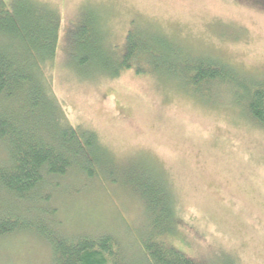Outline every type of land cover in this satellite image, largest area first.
I'll list each match as a JSON object with an SVG mask.
<instances>
[{"label": "rangeland", "instance_id": "rangeland-1", "mask_svg": "<svg viewBox=\"0 0 264 264\" xmlns=\"http://www.w3.org/2000/svg\"><path fill=\"white\" fill-rule=\"evenodd\" d=\"M34 1L61 14L53 90L67 121L95 132L117 159V170L108 169L113 178L148 167L168 183L179 217L170 241L185 255L201 264H264V127L238 105L244 90L215 89L218 102L207 103L161 71L133 67L112 79L92 66L76 69L68 40L90 14L99 16L120 51L132 28L153 31L264 80V0ZM118 181L61 180L54 205L65 229L114 233L128 250L135 248L130 235L146 216ZM0 264H52L51 253L35 235L17 233L0 239Z\"/></svg>", "mask_w": 264, "mask_h": 264}, {"label": "trees", "instance_id": "trees-1", "mask_svg": "<svg viewBox=\"0 0 264 264\" xmlns=\"http://www.w3.org/2000/svg\"><path fill=\"white\" fill-rule=\"evenodd\" d=\"M60 12L34 0H0V239L35 235L49 247L52 264H201L171 243L179 217L168 183L152 168L134 167L114 179L119 166L95 132L71 125L53 90L52 67L61 35ZM99 16L85 15L69 31L76 69L118 78L161 71L190 96L218 102L215 89L239 86L238 105L264 127V80L216 59L195 55L168 36L132 28L122 51L113 46ZM223 94V91H222ZM243 103V104H240ZM118 181L143 206L142 227L128 250L114 233L71 234L54 205L69 176ZM117 182V183H118ZM128 235L130 232L127 233Z\"/></svg>", "mask_w": 264, "mask_h": 264}]
</instances>
